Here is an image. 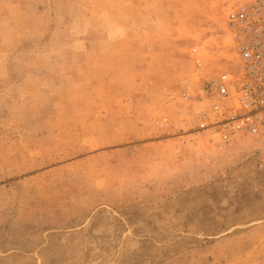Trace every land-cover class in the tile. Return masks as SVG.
<instances>
[{
  "label": "rangeland",
  "instance_id": "rangeland-1",
  "mask_svg": "<svg viewBox=\"0 0 264 264\" xmlns=\"http://www.w3.org/2000/svg\"><path fill=\"white\" fill-rule=\"evenodd\" d=\"M233 1L0 0V264H264V128L194 96Z\"/></svg>",
  "mask_w": 264,
  "mask_h": 264
},
{
  "label": "built area",
  "instance_id": "built-area-1",
  "mask_svg": "<svg viewBox=\"0 0 264 264\" xmlns=\"http://www.w3.org/2000/svg\"><path fill=\"white\" fill-rule=\"evenodd\" d=\"M227 28L237 68L202 80L194 95L210 104L198 127L210 129L222 140L257 135L264 128V0H234Z\"/></svg>",
  "mask_w": 264,
  "mask_h": 264
}]
</instances>
